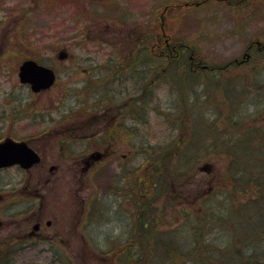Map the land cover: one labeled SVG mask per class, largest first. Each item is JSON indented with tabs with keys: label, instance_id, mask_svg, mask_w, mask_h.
Segmentation results:
<instances>
[{
	"label": "rangeland",
	"instance_id": "rangeland-1",
	"mask_svg": "<svg viewBox=\"0 0 264 264\" xmlns=\"http://www.w3.org/2000/svg\"><path fill=\"white\" fill-rule=\"evenodd\" d=\"M201 1L0 0V138L14 135L17 139H30L31 135L42 129L38 127L42 124V120L45 121L44 124H47L46 127L50 130L48 134L51 136H53L51 132L56 130L59 121L60 127L75 126L83 120H87L85 123H88L90 121L88 115L83 117L80 114L74 115L78 112L74 113L73 110L78 109L81 102L80 99L77 100L79 97L75 92L83 89L87 80L95 79L93 82H96L100 77L106 78L107 72L113 76V70L105 71L104 63L109 59L112 60L106 63L108 66L114 67L118 63H128L127 59L131 58V53H128L127 48L136 47L135 42L141 45L142 38L159 32L162 19L165 20V32L172 42L178 44L183 42L193 47L198 59H202V63L211 67L225 66L235 59L241 61L244 59L247 47L253 41L259 40L264 43V0H211L207 4L195 7V4ZM186 4L188 6L181 7ZM26 29L31 33L32 43H35L33 48H27L24 44L22 34ZM154 43L153 36L152 45ZM62 49L67 50L69 54L63 61L58 59L59 51ZM261 53L252 50L251 58L249 56L243 63L234 64L231 69L222 71L221 76L218 75L219 83H207L209 82L207 79L203 80L201 86L204 82L203 89L206 86V94L200 97L199 109H196V112H209L206 99H216L224 103L225 95L221 89L223 85H228V82L248 87L254 71L256 75L261 74L264 79V63L259 59L263 56ZM27 57L36 58L43 64L57 68L59 79L53 89L45 93L33 94L20 83L18 66ZM161 80L159 79L160 83L155 84L156 92L148 98V105L152 111L141 115L145 125L137 126L128 123L126 134L129 143L120 142L117 145L118 153L115 158L122 160V154L126 155L123 159V164L126 166L123 171V180L127 186L130 179L138 175L144 174L145 177L148 175L149 184L154 179L153 173L144 171L147 165L145 161L147 154L145 155L142 150V143L145 142L147 148H150V145L164 144L166 146L162 138L166 139V136H170L166 129V122L160 116L162 112L168 113L172 110L176 93L172 82L166 84L163 78ZM128 85L130 97L136 92L130 81ZM89 87L93 90H101L103 84L99 85L96 82L83 89L80 97L86 103H90L89 96L93 92ZM214 104V102L211 103L212 106ZM211 112L213 113V110ZM220 112L225 115L226 107L220 106ZM205 119L206 124H210L209 117L206 116ZM222 120L223 118H219L217 124L219 128L224 129ZM97 124L100 125L103 122L98 121ZM99 125L96 126V131L101 132ZM129 126L134 129L129 131ZM173 136L176 137V134ZM51 142L49 141L47 147L42 146L40 140L36 144L37 148L43 152V165L47 170L43 175L44 178L41 175L29 177L24 172L14 169L0 173V207L9 213H13L14 210H23L26 207L23 195L27 186L35 193H43L44 209L48 219L53 221L49 231L53 233L56 226H59L64 242L59 245L49 242L33 243L31 249L11 264H119L120 262L127 264L124 261H129V258L124 257L121 252L124 253L128 249L125 243L130 230L134 228L136 202L130 200L129 205L125 204V207L132 211L133 216L124 208V215L118 209L113 213L108 212L110 214L108 218L103 215V220L100 222L99 220L92 223L85 221V217L89 215L87 211L90 205L94 208L91 218L100 217L101 219L98 209L103 211L106 205L110 206L111 200L108 199L107 192H109L108 186L113 182L114 174L113 166L110 167L109 163L115 158L106 161L97 175L93 174L90 178L84 179H81V176L76 178L68 173V168L73 162L64 160L63 155H71L75 150H85L88 145L79 144L76 147L72 144L71 146L60 145L59 148L57 143ZM148 151L153 152L151 149ZM198 153L189 164V175L192 176L189 181L191 180L192 183L183 184L185 178L179 182L180 185L183 184L182 186L179 187L178 182L175 183L174 189L177 195L171 198L169 196L166 200L165 196H157L148 191L142 198L149 204V212L154 214V224L160 231L167 234L158 240V247H162L163 243L167 242L169 245L173 242V246L181 248L186 253L187 249H184L183 242L190 241L188 239L190 233L187 232L188 224L183 220V215L187 211L198 212L202 193L207 191L210 194L218 191L217 187H224L222 179L227 165L226 159L202 151ZM178 163V159L174 157L172 167H178ZM59 165L60 172L56 171L53 176H50L48 170ZM45 177H48V180ZM41 188L43 190H40ZM148 188H150L149 185ZM197 190L200 192L198 193ZM238 199L242 197L239 196ZM241 215L243 218L261 220L260 216L248 211H244ZM11 229L13 227L0 228V238L10 235ZM178 229L183 230L186 236L175 237ZM168 231L174 234L170 235ZM217 231L215 230L207 238L209 241H215L214 243H217L223 251L230 250L238 242V239L233 236H226L228 238L221 236L222 230ZM83 235L93 236L92 243L84 242ZM118 246L122 247L118 256L112 252L107 255L99 252ZM192 247L186 248L193 249ZM58 249L60 256H53L51 251L55 252ZM263 250L264 248L258 251L253 250L256 260L259 259V264H264ZM41 251L48 252L41 253ZM131 251L133 252V248ZM229 253L235 252L233 249L227 253L223 252V254ZM156 256L158 255H153V263L160 261V264H169L166 258L162 257L163 260H159V258L155 259ZM118 259L119 263H117Z\"/></svg>",
	"mask_w": 264,
	"mask_h": 264
},
{
	"label": "trees",
	"instance_id": "trees-1",
	"mask_svg": "<svg viewBox=\"0 0 264 264\" xmlns=\"http://www.w3.org/2000/svg\"><path fill=\"white\" fill-rule=\"evenodd\" d=\"M26 32L22 34L24 44L27 48H33L35 43H32V36H27ZM159 32L161 33V30ZM153 36L154 34L142 38L141 45L135 42L136 47L138 46L134 47L135 50L133 47L127 48L128 53H131V58L127 59L129 62L118 63L112 69L113 75L127 76L130 83L135 84L136 94L130 95L131 100H128L127 107L120 106V100L115 102L113 96L110 94L105 96L103 93L95 99V102L89 103L87 107L84 106L85 108L80 110L89 117L90 111H93L95 116H101L111 106H118L124 117L127 116L129 120L135 119L144 126L145 120L141 119V115L151 111L148 98L155 91L154 85L160 83L161 78L166 83L172 82L176 93L174 107L168 113L162 112L160 116L166 122V129L170 136H166V139L161 137L166 146L164 144L150 145V148H147L145 142L142 143V150L145 155L147 154L145 159L147 165L144 171L153 173L154 179L150 181V184L148 175L147 177L144 174L138 175L130 179L127 187L133 194L132 198H136L138 190L143 191V194L148 191L157 196H165V200L169 196L171 198L177 195L174 189L175 183L178 182L179 187L192 183L191 180L189 181L192 179L189 175V164L200 151L212 156L224 157L227 165L222 179L224 187L219 186L218 191L210 194L207 191L206 194L202 193L198 212L187 211L183 215V220L188 224L187 232L190 233L188 238L190 241L183 242L184 249H187L186 253L181 248L173 246V242L170 243L172 246L166 242L162 247H158V240L167 234L160 231L154 224V214L149 212V204L144 201L142 208L144 213L135 223H138L142 230L138 233L139 242L133 241L132 238L125 244L128 245V249L121 254L129 258L130 262L127 260L124 262L160 264V261L153 263V255H158L155 259L163 260L162 257H164L169 264H259V259L256 260L253 250L258 251L264 248V83H257L260 77L255 78L253 73L248 87L228 82V85H223L221 89L225 95L224 103L216 99H206L209 112H196V109H199L200 97L206 94V86L203 89L205 83L203 82L201 86L202 81L207 79L209 81L207 83H219L220 77L196 65L192 67L189 56L192 52L195 56L197 55L195 49L186 43H174L171 39L170 44L173 49H168L165 47L164 37L160 36L162 47L153 51L151 49ZM182 45L188 46L189 49ZM103 66L107 67L106 64ZM102 80L96 82L101 84ZM93 83L90 81L88 86ZM213 102L214 106L211 105ZM220 106L226 107L225 115L220 112ZM169 116L172 117L169 118ZM206 116L211 120L210 124H206ZM219 118H223L224 129L219 128L217 124ZM89 120L88 122H91L90 118ZM175 134L176 137L173 136ZM149 149L153 150L152 154L148 151ZM174 157L179 161L176 168L172 167ZM184 178L185 182L180 185L179 182ZM132 188H135L134 191ZM197 192L200 191L197 190ZM239 196L242 199H238ZM237 205L239 206L236 208ZM244 211L260 216L261 220L243 218L241 213ZM215 230H222L221 236L225 238L230 235L238 239L231 248L235 253L223 254L231 249L223 251L217 243H214L215 241L208 240L207 237ZM168 232L170 235L174 234V232ZM175 233V237L186 236L183 230L178 229ZM135 246H139V249H135ZM188 246L193 249L186 248ZM132 248L135 251L132 252ZM121 249L122 247L110 251L118 256ZM110 251H106L105 255ZM118 261L119 259L117 263L120 262Z\"/></svg>",
	"mask_w": 264,
	"mask_h": 264
},
{
	"label": "flooded vegetation",
	"instance_id": "flooded-vegetation-1",
	"mask_svg": "<svg viewBox=\"0 0 264 264\" xmlns=\"http://www.w3.org/2000/svg\"><path fill=\"white\" fill-rule=\"evenodd\" d=\"M164 21L162 19L160 30L163 31L162 35L165 40V47L168 49H173L171 48L170 44L171 38L165 32ZM154 36L156 40L155 43L151 45V49L153 51H156V49L158 50L162 47L160 38L161 33L157 32L154 34ZM257 42L258 41H253L246 49V51L250 54V58L251 56H253L252 50L253 52L264 50V43H262L261 41H259L260 43ZM187 49L189 48L187 47ZM189 58L192 67L194 65H196V67H203V65L201 64V60L197 61V57L193 52L191 53ZM243 61L244 60L240 61L238 59H235L233 62L235 64H241L243 63ZM127 79V76L109 77L106 79V84H104L103 86V88L106 90L105 93L113 96L115 102H118V100H120L119 104L123 107H127L128 105L127 95L129 85ZM26 87L29 88V86ZM98 96L101 95H97V97ZM113 98H111L112 101H114ZM95 99L92 100V103L95 102ZM41 117H43V115ZM100 118L104 119V123L100 125H96V123H80L75 126L64 125L63 127H61L63 129H60L59 121L57 122L59 125H56V130L51 132L53 136L48 134L50 133V130L46 127L47 124H44L45 121L42 120V124H39L38 126L42 129L37 131V133L31 135L32 138L17 139L14 135H12V137L9 138L27 142L30 147L38 152L41 157V161L39 164L28 170L22 171L18 166L12 167L11 169L17 170L19 172H24L29 177H33L34 175H41L42 178H44L43 175H45L46 167L45 165H43V152L36 146V144H38L40 140L42 146L44 147L48 146L49 141L57 143L59 148L60 144L69 146L70 144H72V146L74 147L79 144H87L88 146L85 150H75L74 156L71 158V162L73 163L71 164L70 168H68V173L73 174L76 178L81 176V179L90 178V175L92 176L93 174L97 175V173H99L102 170L103 166L106 164V161L115 158V155L118 153L117 145L120 142L123 144H125L126 142L129 143L126 134L128 130V118L127 116L124 117V115H122V111L121 109H118V106H111L103 115H97L95 117L97 121H99ZM98 125L101 127V132L96 131V126ZM134 125L140 126L139 123ZM3 139L5 138L1 137L0 141ZM93 152H99L102 155L101 158L95 161L90 159L89 156ZM125 157V154H122V160H118V158L116 157L114 160L116 161V165H114V161L109 163L110 167L113 166L114 174V177H112L113 182L108 186L109 192H107L108 199H110L111 201L108 209H104L102 212H99L101 214V217L104 215L105 218H108V216H110L109 213L116 212L118 209H120L121 214L124 215V208H126L125 204L127 203L129 205L130 198L133 194L129 192V188L124 183L125 180H123V171H125L126 169V166L123 164V159ZM35 169L38 171L36 172ZM56 171L60 172V165L59 167H51L50 170H48V173L50 174V176H53L54 172ZM45 178L46 180H48V177ZM40 190H43V188H41ZM132 191H134L133 188ZM137 192V205H139V197L142 196V193L139 190ZM23 196H25L24 200L26 202V207L23 210H14L13 213L6 214H2V212L0 211V217L2 218L0 219V228L8 227L9 229L13 227V229L9 231L10 235L0 238V257L8 259L20 258L21 255L31 249V244L33 243L50 242L53 244H60L64 242V237L61 235L62 231L60 230L59 226H56L53 233L49 231L52 228L53 221L48 219V215L44 209L43 193H35L33 192V190H31V188L29 189L27 186L26 192ZM126 211L129 212L128 207L126 208ZM97 220H99L98 222H100L102 219L100 217H94L91 222H95ZM34 226H37V228L34 229ZM93 238V236H82V240L84 242H92ZM41 253H47V251H41ZM52 253L57 254L59 253V251Z\"/></svg>",
	"mask_w": 264,
	"mask_h": 264
},
{
	"label": "water",
	"instance_id": "water-1",
	"mask_svg": "<svg viewBox=\"0 0 264 264\" xmlns=\"http://www.w3.org/2000/svg\"><path fill=\"white\" fill-rule=\"evenodd\" d=\"M59 58H67V53L65 51L60 52ZM19 77L22 83L30 84L35 92L50 88L56 79L52 69L31 60H27L21 65ZM92 157L97 159L100 154L92 155ZM39 161V156L24 142L7 139L0 143V169L15 164L29 168Z\"/></svg>",
	"mask_w": 264,
	"mask_h": 264
}]
</instances>
